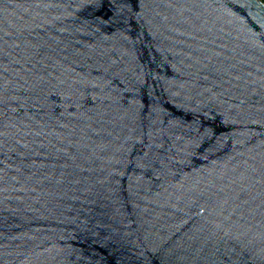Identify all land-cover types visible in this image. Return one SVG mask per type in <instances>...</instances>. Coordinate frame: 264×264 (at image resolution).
Returning <instances> with one entry per match:
<instances>
[{
  "label": "water",
  "instance_id": "95a60500",
  "mask_svg": "<svg viewBox=\"0 0 264 264\" xmlns=\"http://www.w3.org/2000/svg\"><path fill=\"white\" fill-rule=\"evenodd\" d=\"M0 264H264V2L0 0Z\"/></svg>",
  "mask_w": 264,
  "mask_h": 264
},
{
  "label": "built area",
  "instance_id": "2783aa9c",
  "mask_svg": "<svg viewBox=\"0 0 264 264\" xmlns=\"http://www.w3.org/2000/svg\"><path fill=\"white\" fill-rule=\"evenodd\" d=\"M264 2V0H262Z\"/></svg>",
  "mask_w": 264,
  "mask_h": 264
}]
</instances>
